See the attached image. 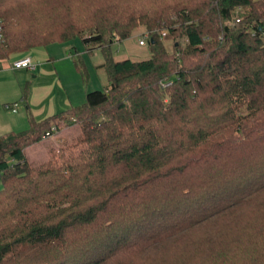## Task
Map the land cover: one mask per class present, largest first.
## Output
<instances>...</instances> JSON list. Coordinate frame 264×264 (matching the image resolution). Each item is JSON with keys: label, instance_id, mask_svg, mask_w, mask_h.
I'll list each match as a JSON object with an SVG mask.
<instances>
[{"label": "trees", "instance_id": "16d2710c", "mask_svg": "<svg viewBox=\"0 0 264 264\" xmlns=\"http://www.w3.org/2000/svg\"><path fill=\"white\" fill-rule=\"evenodd\" d=\"M76 38L107 89L0 135V264H264V0H0V64Z\"/></svg>", "mask_w": 264, "mask_h": 264}, {"label": "crops", "instance_id": "0c3cea01", "mask_svg": "<svg viewBox=\"0 0 264 264\" xmlns=\"http://www.w3.org/2000/svg\"><path fill=\"white\" fill-rule=\"evenodd\" d=\"M144 28L137 29L133 36L120 43H116L115 47H121L122 45H126L130 43V40L134 36H139L145 33ZM51 46L49 45L46 48H37L33 49L29 54L34 58L35 62H37L38 66L34 72H30L27 70H15L12 68V63L21 56H14L11 60L1 63V67L8 68L10 70L9 76L6 78L2 73H0V84H2V90H6V95L12 96L6 100H15L20 98L21 94L22 97L20 98L21 101L25 104L26 110L21 112L19 110L20 104L18 101L6 102L4 105L7 104H18L17 110L15 112L8 110L9 114H6V119H4V125L2 130H5V133L10 131H22L29 128V113L33 116L36 121H40L44 118L52 116L56 113H60L62 111L68 110L72 106H79V105H72L71 98L76 95V102H81L83 91L82 88L79 87V80L77 75L82 77L76 70L74 65L73 74H68V80L71 83L72 90L74 89L73 93H69L68 87H66L65 83L63 82V78H61V73L59 69V63L61 60H68L69 55H64L61 57H56L50 52ZM97 62H104L103 54L100 50H97ZM115 51V49H114ZM129 54H117L115 51V60H123L126 58H130L132 60H141L137 59L136 56H132ZM39 58V59H37ZM146 59V58H145ZM0 67V68H1ZM68 67V66H67ZM88 70V69H87ZM70 71V67L68 69ZM75 73V74H74ZM99 74L102 80H104L105 85L107 86V75L104 68H99ZM30 75H33L32 78L35 79L34 82H29L28 79ZM10 77H13L17 84V90L14 93V83L10 80ZM83 79V77H82ZM49 82V83H48ZM55 85V86H54ZM29 88V93L27 98L25 99L24 90L25 88ZM81 89V91H80ZM50 90V92H49ZM52 92V94H51ZM51 94V97H49ZM79 104V103H75ZM4 134V133H3Z\"/></svg>", "mask_w": 264, "mask_h": 264}, {"label": "rangeland", "instance_id": "374dc122", "mask_svg": "<svg viewBox=\"0 0 264 264\" xmlns=\"http://www.w3.org/2000/svg\"><path fill=\"white\" fill-rule=\"evenodd\" d=\"M146 38H147V33H145V35L134 36L130 40V43L127 44V46L122 45L120 48L115 47L114 49L116 53L120 55L131 53L130 55H132L133 57L136 56L137 59L148 58L150 56L148 44L146 43L144 46L140 45L141 40H145V42H147ZM50 46H51L50 52L56 57L69 55L68 60L70 61L61 60L59 63L61 78H63V82L65 83L66 87H68L69 93L74 92V89L72 90L71 83L68 80V74L69 73L71 74L74 70V62H73L74 57L79 54L88 69V77L86 80L82 79V77L77 75V78L79 80V87L82 88L83 95L81 102H76V95L74 92V95L71 98V102L73 103L72 105H82L83 103H85L86 94L89 92L107 89L108 81L106 86L104 80L101 79L99 74V66L101 65V62H97L96 60L98 54L97 50H93L92 52L88 51L86 45L83 43L81 38H76L68 43H64V44L56 43ZM167 47L169 48V50H171V41L167 42ZM69 67H70V71H68ZM0 73H2L6 78H8L9 76L7 75L10 74V70L8 68L1 67ZM32 76L33 75H30V78L28 79L29 82L35 81V79H33ZM10 80H12L14 83V87H15L14 93H15V91L17 90V86H16L17 82L13 77H10ZM51 94H49V97H51ZM11 97L12 96L10 95H6V90L5 91L4 89L2 90V84H0V135L5 133V130H2L4 125L3 121L4 119H6V114H9L8 112H10L5 108L4 103L6 102L8 103L9 101L14 103L15 101H18L20 104L19 110L21 112L23 110L25 112L26 110L25 104L20 99L22 97V94L18 99L6 100ZM75 103H79V104H75ZM60 125H61L60 130L55 134H53V136L45 139L40 143L34 144L26 149V155L32 163L36 165H40L41 163L46 162L50 158V151L52 149H59L60 145L63 142L72 141L78 138L80 134V126L77 123L61 122ZM0 189H2L1 183H0Z\"/></svg>", "mask_w": 264, "mask_h": 264}, {"label": "built area", "instance_id": "2783aa9c", "mask_svg": "<svg viewBox=\"0 0 264 264\" xmlns=\"http://www.w3.org/2000/svg\"><path fill=\"white\" fill-rule=\"evenodd\" d=\"M140 45H145V40L140 41ZM1 65V64H0ZM37 62H35L34 58L30 54H26L24 56L19 57L12 63V68L15 70H27L30 72H34L37 69ZM1 67V66H0ZM18 104H7L5 108L7 110H11L15 112L17 110Z\"/></svg>", "mask_w": 264, "mask_h": 264}]
</instances>
